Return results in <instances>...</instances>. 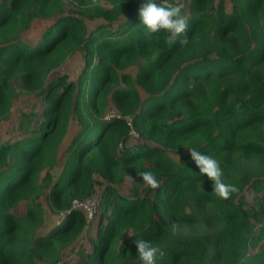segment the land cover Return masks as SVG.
<instances>
[{"label":"trees","instance_id":"1","mask_svg":"<svg viewBox=\"0 0 264 264\" xmlns=\"http://www.w3.org/2000/svg\"><path fill=\"white\" fill-rule=\"evenodd\" d=\"M141 2L0 0V121L20 93L42 102L0 141V264H141L138 238L163 252L156 264H264V0H163L187 19L174 40L139 23ZM37 19L49 23L29 44ZM188 147L236 191L217 196ZM98 183L95 239L65 260L90 220L72 201ZM41 195L62 214L47 230Z\"/></svg>","mask_w":264,"mask_h":264},{"label":"clouds","instance_id":"2","mask_svg":"<svg viewBox=\"0 0 264 264\" xmlns=\"http://www.w3.org/2000/svg\"><path fill=\"white\" fill-rule=\"evenodd\" d=\"M182 5L166 4L163 0H142L138 8L139 23L144 26L148 33H158L165 30L170 34L171 39H175L187 27V19L181 12ZM184 38L181 37V43ZM189 158L198 168L199 173L211 181V189L217 196L227 199L231 192L236 191V186L225 183L221 178V168L218 160L203 153L197 147H188ZM138 175L151 188L158 186V180L151 171H141ZM135 252L138 254L141 264H156L158 256L163 252L157 245L149 240L138 238L133 241Z\"/></svg>","mask_w":264,"mask_h":264},{"label":"rangeland","instance_id":"3","mask_svg":"<svg viewBox=\"0 0 264 264\" xmlns=\"http://www.w3.org/2000/svg\"><path fill=\"white\" fill-rule=\"evenodd\" d=\"M48 23H49L48 20H38V19L35 20L30 26V28L28 29V31L24 33V37H23L24 40L28 42L29 44L34 43L35 40L38 38L40 32L43 30V28L46 25H48ZM95 24H96L95 22H91L89 26L93 27ZM82 64L83 62H82L81 54H78V53L77 55L73 56L69 61L65 62L66 72L70 74L69 75L70 78L75 77L77 75V73L80 71ZM60 71L63 72L60 69H56L53 72H51L50 75L48 76V80L52 79L57 74L61 73ZM16 89L17 91L20 90L19 88H16ZM41 104L42 102L39 96L20 93L13 101L8 119L0 121V141H5V140L13 141L14 139L22 136L24 132L20 130L18 127V121L20 118V114L22 112H28L29 110H33L35 113H37L41 107ZM110 114H113V111L111 109H108L106 112V117H108ZM37 119H39L38 115H36L35 119H33V123L37 121ZM132 137L135 138L137 136L135 135ZM130 141L132 142L134 140L131 139ZM132 185H133L132 177L130 175H127L123 183L117 187L121 193L126 194V193H129V190L132 187ZM101 189H102V184L100 183L96 184L94 195L99 196ZM243 196L248 202H250L253 199L252 193L249 190H245ZM37 202L41 204L44 210V213L46 215L45 218H47L48 216L46 225L41 228V230H47L48 228L56 224V222L59 219H61L62 214L60 215L52 214L48 211L47 203H46L44 195H41L37 199ZM28 203L29 201L19 202L17 206L15 207V209H13L14 212L17 215H22ZM97 213L99 214V212ZM97 213L96 215L94 214L92 216V218L87 223V227H86V230H88L87 234L89 235V237H92V238L94 236L92 231H94L96 228L95 220H97L98 218ZM94 239H95V236H94ZM87 251L88 249L85 250V252ZM71 252L72 254H74V256H71L70 254ZM71 252L67 250L66 255L63 258L65 260H69V261L71 260V262H73L77 257V255H75L76 254L75 248Z\"/></svg>","mask_w":264,"mask_h":264},{"label":"built area","instance_id":"4","mask_svg":"<svg viewBox=\"0 0 264 264\" xmlns=\"http://www.w3.org/2000/svg\"><path fill=\"white\" fill-rule=\"evenodd\" d=\"M130 133L132 134V136L136 135L133 129L130 130ZM98 203H99V198L93 193L82 200H77V199L73 200L72 207H82L86 211L88 218L91 219L97 210Z\"/></svg>","mask_w":264,"mask_h":264},{"label":"crops","instance_id":"5","mask_svg":"<svg viewBox=\"0 0 264 264\" xmlns=\"http://www.w3.org/2000/svg\"><path fill=\"white\" fill-rule=\"evenodd\" d=\"M87 231L88 230H86V228H84L81 238L78 239L74 243L73 246L75 248V251L77 250V248H80V247L83 248L84 250L89 249L91 242L94 240L95 234H94V231H92L94 236H93V238L89 237V235L87 234ZM81 241H83V242H81ZM80 243H82V244H80ZM70 254H71V256H74V254H72V252Z\"/></svg>","mask_w":264,"mask_h":264}]
</instances>
